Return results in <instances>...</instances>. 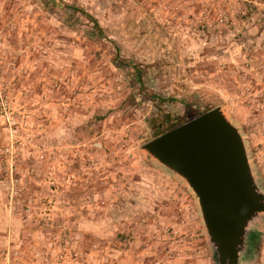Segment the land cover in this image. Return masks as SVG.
I'll list each match as a JSON object with an SVG mask.
<instances>
[{"label": "rangeland", "instance_id": "rangeland-1", "mask_svg": "<svg viewBox=\"0 0 264 264\" xmlns=\"http://www.w3.org/2000/svg\"><path fill=\"white\" fill-rule=\"evenodd\" d=\"M0 102V264H216L141 147L222 106L264 186V0H0Z\"/></svg>", "mask_w": 264, "mask_h": 264}, {"label": "water", "instance_id": "water-1", "mask_svg": "<svg viewBox=\"0 0 264 264\" xmlns=\"http://www.w3.org/2000/svg\"><path fill=\"white\" fill-rule=\"evenodd\" d=\"M141 148L195 194L216 264H243L264 218V186L240 126L217 106Z\"/></svg>", "mask_w": 264, "mask_h": 264}, {"label": "built area", "instance_id": "built-area-1", "mask_svg": "<svg viewBox=\"0 0 264 264\" xmlns=\"http://www.w3.org/2000/svg\"><path fill=\"white\" fill-rule=\"evenodd\" d=\"M3 104L0 102V113L2 112Z\"/></svg>", "mask_w": 264, "mask_h": 264}]
</instances>
